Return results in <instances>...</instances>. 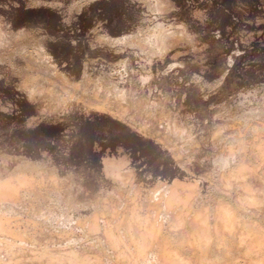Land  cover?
I'll use <instances>...</instances> for the list:
<instances>
[{"label":"rangeland","instance_id":"374dc122","mask_svg":"<svg viewBox=\"0 0 264 264\" xmlns=\"http://www.w3.org/2000/svg\"><path fill=\"white\" fill-rule=\"evenodd\" d=\"M98 103L105 108H97ZM262 142L264 0H0V178L28 171L22 183L11 178L13 184L5 185L9 190L0 186L1 260L17 251L25 261L17 257L21 264H53L46 254L38 256L40 246L47 245L52 251H88L83 254L93 262L80 264H167L171 258L163 246H177L184 256L197 244L189 235L198 210L213 217L230 202L241 213L253 212L239 217L261 227L259 235L264 203H254L261 204L257 211L253 203L241 210L237 195L251 194L247 185L264 192V150L262 158L257 156ZM238 148L246 149L241 151L247 157ZM228 179L235 185L224 186ZM217 181L228 182L215 189ZM175 186L178 196L188 195L177 198H185L180 204L187 201L186 207L177 199L173 203L178 205L168 203ZM213 195L221 200L219 206L211 204L218 199ZM197 206L203 209L195 213ZM172 210L181 211V220ZM182 212L190 218L184 219L187 225ZM215 219L208 218L211 226ZM174 220L183 225L174 228ZM147 227L150 236L159 231L151 238ZM117 230L126 232L120 242ZM170 233L179 236L174 235L176 242ZM180 238L192 242L185 245ZM160 239L174 242L160 241L162 246L156 243ZM141 243L145 248L139 254ZM215 243L211 256L217 253ZM238 244L219 262L259 264L253 258H264L263 244V253L256 247L254 257ZM194 251L185 256L199 264Z\"/></svg>","mask_w":264,"mask_h":264},{"label":"bare ground","instance_id":"6f19581e","mask_svg":"<svg viewBox=\"0 0 264 264\" xmlns=\"http://www.w3.org/2000/svg\"><path fill=\"white\" fill-rule=\"evenodd\" d=\"M44 55H46V54H44ZM34 75H35V74H34ZM32 76H33V74H32ZM36 76H37V73H36L35 77H36ZM33 77H34V76H33ZM37 77H38V76H37ZM32 79H33V78H32ZM35 79H36V78H35ZM95 92H96V90H94L93 93H95ZM93 93H92V94H93ZM98 93H99V92H98ZM98 93H96V94H98ZM98 95H99V94H98ZM98 95H97V96H98ZM97 96H96V97H97ZM92 97H94V95H93ZM94 98H95V97H94ZM99 98H100V97H98L97 99H99ZM92 99H93V98H89L90 101H95V100H96V103H97V99H93V100H92ZM89 100H87V101L89 102ZM98 101H99V100H98ZM105 101H106V100H105ZM100 102L102 103V101H100ZM106 102H107V101H106ZM91 103L94 105V102H91ZM91 103H90V104H91ZM101 103H98V105L95 104V105L97 106V108H99V109H100V108H101V109H102V108H105V107H104V106H105L104 104H103L104 106L100 105ZM215 135H219V134L216 133ZM220 135H221V132H220ZM228 135H229V134H228ZM228 135H227V136H228ZM227 136H225V137L227 138ZM229 136H230V135H229ZM231 136L233 137L234 135H231ZM231 136H230V138H231ZM215 137H216V136H215ZM218 137H219V140H223V139L220 138V136H217V138H218ZM221 137H222V136H221ZM223 137H224V136H223ZM225 137H224V138H225ZM235 137H237V136H235ZM232 139H233V138H232ZM237 139H238V138H237ZM229 140H230V139H229ZM259 140H260V139H259ZM262 140H263V139H261V141H262ZM230 141H233V140H230ZM234 141H237V140H235V138H234ZM243 141H244V140H243ZM246 141H247V140H245V144H247ZM257 141H258V140H257ZM257 141L254 142V143H255V144L257 143V145H259V143H258L259 141H258V142H257ZM261 141H260V142H261ZM250 142H252V141H249L248 143H250ZM254 143H252V144H254ZM263 143H264V142H262V144H263ZM262 144H261V145H262ZM261 145H260V147L258 146L260 149L256 146V147H257V150L259 149V154H260V152H262V151H260L261 149L264 150V148H263L264 146L261 148ZM246 146H247V145H246ZM253 146H254V145H253ZM243 147H245V146H243ZM243 147H242V148H243ZM251 147H252V146H251ZM256 147H254V148H256ZM245 148H246V147H245ZM236 149H237V148H236ZM236 149H234V150L236 151ZM238 149H240V152H243V151L246 150V149L243 150V149H241V148H238ZM247 149H248V148H247ZM252 149H253V147H252L251 149H248V150H252ZM232 150H233V149H232ZM241 150H243V151H241ZM248 150H247V151H248ZM235 151H234V152H235ZM237 151H238V150H237ZM252 152H253V154L255 153V156H256V154L258 153V152L256 153V151H252ZM252 152H251V153H252ZM232 153H233V152H232ZM232 153H231V154H232ZM243 153H245V152H243ZM243 153H241V154H242L241 156H242V159H243V160H242V159H241V160H242V163L244 164L245 162H244ZM247 153H248V152H247ZM237 154L240 155V153H238V152H237ZM245 154H246V153H245ZM245 154H244V156L247 157V154H246V155H245ZM259 154H257V156L260 157L261 154H260V155H259ZM263 154H264V153H263ZM263 154H262V156H263ZM239 155H238V156H239ZM234 156H236V157L238 158V156L236 155V153H235V155H233V157H234ZM248 156H251V155L248 154ZM262 156H261V158H262ZM253 157H254V156H252V158H253ZM234 158H235V157H234ZM239 158H240V157H239ZM239 158H238V159H239ZM255 158H256V157H255ZM255 158L252 159V160H255ZM227 159L230 160V158H227ZM227 159H226V157H224L223 160H226V161H227ZM232 159H233V158H232ZM238 159H237V160H238ZM258 159H259V158H258ZM258 159H257V160H258ZM263 159H264V158L261 159L262 161L259 159V160L261 161V163L263 162ZM234 160H235V159H234ZM248 160H250V159H248ZM257 160H255V161H257ZM232 161H233V160H232ZM227 162H228V161H227ZM239 162H240V163H239ZM237 163L241 164V161L239 160ZM243 164L240 165V166H239L238 164H237V165H238L239 168H240L241 166L243 167ZM259 165H261V164H259ZM261 166H262V165H261ZM24 167H26V166H24ZM250 169H251V168H250ZM252 169H253V168H252ZM252 169H251V170H252ZM263 169H264V168H263ZM257 170H258V169H257ZM257 170H256V171H257ZM37 171H38V170H37ZM253 171H255V170H252V173H255V172H256V171H255V172H253ZM25 172H26V173H22L21 171H18V172L13 173L12 175H10V176H8V177L0 178V186L4 185L3 187H4V189H5V185L8 186V184H9V185L13 184V182H14L15 180H13V181L11 182L10 179H11V178H14V177H15V178L17 177V180H18V181H16L15 183H17V184L20 183V182L22 183V181H20V179H22V178H21V177H23L22 175L27 174L28 171L25 170ZM35 172H36V171H35ZM239 172H240V171H239ZM239 172H237V173H239ZM31 173H32V172H31ZM33 173H34V172H33ZM232 173H233V172H232ZM237 173H234V174H232V175H235V174H237ZM252 173H249V174H252ZM28 174H30V173H28ZM118 174H119V173H118ZM241 174H244V173H241ZM262 174L264 175V173H262ZM31 175H32V174H31ZM31 175H30V176H31ZM119 175H120V174H119ZM230 175H231V174H230ZM30 176H27L28 180H29V177H30ZM240 176H241V178H242V175H239L238 178H239ZM243 176H246V175H243ZM9 177H10V178H9ZM32 177H34V175H32ZM231 177H232V176H231ZM226 178H230V177L228 176V177H226ZM226 178H225V179H226ZM259 178H260V177H259ZM24 179H25V177H24ZM30 179H31V178H30ZM32 179H33V178H32ZM231 179H232V178H231ZM244 179H245V177H244ZM244 179H242V180H244ZM25 180L28 182L27 179H25ZM228 180H229V179H228ZM237 180H238V179H237ZM23 181H24V180H23ZM29 181H30V180H29ZM30 182H31V181H30ZM30 182H29V183H30ZM213 182H214V181H213ZM223 182H225V181H223ZM223 182L221 181L220 184H219L218 181H217L216 183H214V187H215V184H216L217 187H218V184L221 186V185H222L221 183H223ZM226 182H228V181H226ZM226 182H225V183H226ZM230 182H231V181L229 180L228 183H226V184L223 183V184H224V186H225V185L229 184ZM234 182H235V181H234ZM234 182H231V183H233V185H235ZM237 182H239V180H238ZM237 182H236V183H237ZM240 182L242 183V181H240ZM217 183H218V184H217ZM231 183H230V184H231ZM241 183H239V184L237 183V184L240 185ZM27 184H28V183H27ZM243 184H244V183H243ZM24 185H25V184H23V186H24ZM212 185H213V184H212ZM246 185H247V184L245 183V187H246ZM263 185H264V184H263ZM20 186H21V188H22V185H20ZM236 186H237V185H236ZM240 186H241V185H240ZM10 187H11V186H10ZM14 187H16V184H15L11 189L13 190ZM17 187H18V186H17ZM217 187H215V189H216ZM221 187H223V185H222ZM221 187H220V188H221ZM227 187H228V186H226L225 188H227ZM229 187H232V184H231V186H229ZM1 188H2V187H1ZM6 188H7V187H6ZM175 188H176V186H175ZM175 188H174V189H175ZM177 188H178V187H177ZM177 188H176V189H177ZM237 188H239V187H237ZM237 188H236V187H235V188L233 187V189H235V190H236ZM247 188H248V190H246V192L250 190V193H251V194L248 193V195H246L245 197H242V198H240V199H239L240 196L237 195V197H238V201H237V203H238L239 205H241V206H239V207H241V210H242V209H244V210L251 209V208H252L251 206H250L251 208H248V207H249L248 204L251 205V204L253 203L252 205H254V209H255V207H258L259 205H261L260 203H257V206H255V205H256V204H254L255 202H259V201H261L262 204L264 203V192H263V194H258V191H257V190H258V189H257L258 187H256V189H257V190H256V189L250 187V185H249V186L247 185ZM2 189H3V188H2ZM2 189H0V190H2ZM7 189H8V188H7ZM7 189H5V190H7ZM17 189H18V188H17ZM172 189H173V188H172ZM176 189H175L174 191L172 190V191H173L172 194H171V192H169V194H171V196L168 194V195L170 196V198H168V200H167V197H166V200L168 201V203H171V202L173 203V201L175 202V199H177L179 196H181V197L184 196V195L186 196V194H183V195L181 194V195L178 196L177 194H178L180 191L177 193V191H178L179 189H177V190H176ZM221 189H222V188H221ZM233 189H232V190H233ZM243 189L245 190L246 188L243 187ZM8 190H9V189H8ZM14 190H16V189H14ZM19 190H20V189H19ZM219 190H220V189L218 188V191H219ZM226 190H227V189H226ZM232 190H231V188H230V190H228V192H229V191H232ZM17 191H18V190H17ZM17 191H15V192H17ZM213 191H214V190H213ZM216 191H217V190H216ZM216 191H215V192H216ZM218 191H217V192H218ZM221 191H222V190H221ZM223 191H225V190H223ZM262 191H263V190H262ZM3 192H4V190H3ZM3 192H2V193H3ZM5 192H6V191H5ZM9 192H10V191H8L7 194H10L12 191H11L10 193H9ZM225 192H226V191H225ZM246 192H245V194H246ZM208 193H209V192H208ZM226 193H227V192H226ZM230 193H231V192H230ZM260 193H262V192H260ZM179 194H180V193H179ZM200 194H201V193H200ZM200 194H199V195L197 194L196 196H197V197L199 196V198H201L202 195H201V197H200ZM209 194H210V193H209ZM219 194H220V195H221V194H224V196H225V193H220V192H219ZM4 195H5V194H4ZM13 195H14V192H13ZM13 195L11 194V195H9L10 197L8 196L9 198H5V199H12V198L14 197ZM207 195H208V194H206V196H207ZM210 195H212V193H211ZM210 195H209V196H210ZM17 196H18V194H17ZM187 196H188V195H187ZM187 196H186V200H187V198H188ZM190 196H191V195H190ZM213 196H214V198H216V196L218 197V195H216V196L213 195ZM222 196H223V195H222ZM227 196H228V197L230 196V198H231V195H230V194L227 195ZM181 197H180L179 199H177V201H179V200L181 199ZM210 197H211V196H210ZM228 197H227V198H228ZM235 197H236V195L234 196V198H235ZM0 198H1V197H0ZM202 198H203V197H202ZM222 198H224V197H221V199H222ZM5 199H3V200H5ZM182 199L184 200L185 198H182ZM182 199H181V200H182ZM189 199H191V197H189ZM189 199H188V202L190 201ZM194 199H195V198H194ZM207 199H208V198H207ZM210 199H211V198H210ZM224 199H226V196H225ZM224 199L222 200L223 202H224ZM228 199H229V198H228ZM235 199L237 200V198H235ZM166 200H165V201H166ZM181 200H180V202H179V205L182 206V204H180V203H181ZM186 200H185V201H186ZM202 200H203V199H202ZM205 200H206V199H204L203 201H205ZM218 200H219V201H218ZM226 200H227V199H226ZM0 201H2V200L0 199ZM167 201H166V202H167ZM193 201H194V200H193ZM193 201L191 200V203H192ZM197 201H198V200H197ZM207 201H208V200H207ZM212 201H213V199L211 200V202H212ZM220 201H221V200H220L219 197H218V199H217V203H216V199H215L214 203H211V204H213V205L216 204L217 206H219V205L221 204ZM228 201H230V200H228ZM166 202H165V205L169 206L168 204H166ZM182 202H183V201H182ZM186 202H187V201H186ZM186 202H184V204H183L182 207H186V206H185V205H186ZM200 202H202V201L200 200ZM209 202H210V201H209ZM218 202H220L219 205H218ZM226 202H227V201H226ZM0 203H3V202H0ZM172 203H171V204H172ZM177 203H178V202H177ZM191 203H190V205H191ZM194 203H195V202H194ZM194 203H193V204H194ZM203 203H204V202H203ZM206 203H208V202H206ZM237 203H236V201H235L234 204H237ZM174 204H176V203H173V205H174ZM201 204H202V203H201ZM176 205H178V204H176ZM176 205H175V207H176ZM187 205H188L187 207H190V205H189L188 203H187ZM197 205L200 206V203L197 204ZM208 205H210V204H208ZM216 205H215V206H216ZM1 206H3V205H0V207H1ZM171 206H172V205H171ZM171 206H170V207H171ZM191 206H192V205H191ZM199 206H197L198 208H196L195 210H193V211H195V213H196V210H197V209L201 208V207H199ZM247 206H248V207H247ZM263 206H264V205H263ZM165 207H166V206H165ZM175 207H173V208L175 209ZM178 207H179V208H176V212H178V209L180 210V206H178ZM211 207H212V206H211ZM211 207L209 206V209H211ZM234 207H235V208H234ZM234 207L231 205V202H230V203H222L221 206L218 207V208H220L219 213H217V215L213 216V217L216 218V219H215L216 221L214 220V221H215V224H213L214 222L212 223L213 225H215L213 231L211 230V229H213V228H211L213 225H212V226L210 225V222L213 220V217H209L210 214H209V215L206 214L207 211L204 212V213H202L201 210H198V211H200V212L196 213V214H197L196 216H193L194 213L192 214V216H193L194 218L191 219V220H192V227H191V228H192V232L190 231L191 233H190L189 236L192 237V241L194 240V241L197 243V244H194V245H195V246L197 245V246L199 247V251L196 252L197 249L194 251V249H195V248H194V245H192V246H193V248H192L193 250H192L191 248H189V249H191L192 252L194 251V252L197 253V257H198V259H199V262H198L199 264H200V263H201V264H204L205 261H208L209 259H213V256H214V255L211 256V255H212V252H210L209 248H211L212 245L214 246L213 243H215V241H216L215 245H216V249H217L216 252H217V253L215 254L216 256H214L216 259H215V258H214V259H215V261H216V264H219V263H220V262H219V259H221L220 257H222V258H223V257H226V258H227V257H229L230 255H232L233 250H234V248H233L232 246L235 244L236 241L239 242V244H240V245L238 244L239 246L243 245V246H244V250L246 251V253H247V254L249 253L250 255H253L252 252H254V251L256 250V247H258L257 249H260L261 251H262V248H264V246H263L262 248H259V246H262V244L264 245V234H262V233L264 232V230L262 231L261 234L259 233V235H257V234H258L257 232H258L260 229L262 230V228L260 227V225L257 226V227H260V228L256 229V228H255V227H256L255 224H253V222L251 223V220H250V221H249V220H242V219L240 220V217H239V216H240L241 211H240V212L237 211V209H239V208L236 207V205H235ZM245 207H247V209H246ZM1 208H2V207H1ZM167 208H168V207H167ZM173 208L171 207L170 209H173ZM190 208H191V207H190ZM192 208H193V207H192ZM213 208H214V207H212V210H213ZM236 208H237V209H236ZM260 208H261V207H258V209H260ZM170 209H168V210H170ZM183 209H184V208H183ZM183 209H182V210H183ZM188 209H189V208H188ZM188 209H186V211H187ZM201 209H203V206H202ZM207 209H208V206H207ZM216 209H217V208H215V209L213 210V212H215ZM254 209H253V211H254ZM258 209H255V210L257 211ZM191 210H192V209H191ZM191 210H189V211L191 212ZM204 210H206L205 207H204ZM204 210H202V211H204ZM212 210H211V211H212ZM262 210H263V209H262ZM262 210H261V212L264 211V210H263V211H262ZM208 211H209V210H208ZM256 211H254V212H256ZM167 212H168V211H166V213H167ZM170 212H171V211H170ZM173 212H174V211L172 210V213H173ZM176 212L173 213V214L176 215V214H177ZM183 212H184V211H183ZM183 212H182V214H183ZM209 212H210V211H209ZM209 212H207V213H209ZM216 212H218V211L216 210ZM216 212H215V214H216ZM243 212H244V213H241V214H245L244 216H246V213H247V212H246V213H245V211H243ZM180 213H181V211L179 212V214H180ZM187 213H188V212H187ZM248 213H249V212H248ZM248 213H247V215H248ZM250 213H253V212H250ZM250 213H249V214H250ZM257 213H258V212H257ZM263 213H264V212H263ZM179 214H177V215L179 216ZM190 214H191V213H190ZM211 214H212V213H211ZM255 214H256V213H255ZM259 214H260V213H259ZM180 215H181V214H180ZM185 215H186V212L183 214V220H184V219H187V220L190 219L189 217H188V218H184ZM187 215H189V214H187ZM213 215H214V213H213ZM257 215H258V214H257ZM192 216H191V218H192ZM242 216H243V215H242ZM250 216H251V215H250ZM250 216H249V217H250ZM261 216L263 217V214H262ZM145 217H146V216H145ZM145 217H144V219H145ZM148 217L150 218V216H148ZM181 217H182V216H181ZM186 217H187V216H186ZM251 217H252V216H251ZM149 218H147V220H148ZM208 218H209V220H210V218H212V220L209 221ZM238 218H239V219H238ZM242 218H243V217H242ZM244 218H245V217H244ZM244 218H243V219H244ZM257 218H258V217H257ZM259 218H260V217H259ZM259 218H258V219H259ZM172 219H173V218H172ZM175 219H176V218H175ZM178 219L181 220V219H180V216H179ZM245 219H249L248 216H247V218H245ZM250 219H251V218H250ZM254 219L256 220V218H254ZM254 219H253V221H255ZM258 219H257V220H258ZM261 219H262V218H261ZM183 220H182V221H183ZM149 221H150V220H149ZM182 221H181V222H182ZM188 221H189V220H188ZM248 221H249V222H248ZM259 221H260V220H258V222H259ZM144 222H145V221H144ZM178 222H180V221H177V223H176V221L174 220L175 227L173 226L174 224H173L172 226H173L174 228H176V227H177L176 225L178 224ZM181 222H180V224H182ZM258 222H256V223L259 224L260 222H259V223H258ZM261 222H262V221H261ZM148 223H149V222H148ZM150 223H151V222H150ZM172 223H173V222H172ZM183 223H185V220L183 221ZM186 223H189V222L186 221ZM186 223H185V224H186ZM254 223H255V222H254ZM146 224H147V222H146ZM146 224H145V225H146ZM185 224H184V225H185ZM260 224H261V223H260ZM178 225H179V224H178ZM182 225H183V224H182ZM182 225H181V227H182ZM186 225H187V224H186ZM190 225H191V224H190ZM261 225H263V224H261ZM148 226L151 227V225H148ZM153 226H154V225H153ZM172 226H169V227H172ZM254 226H255V227H254ZM1 227H2V226H1ZM1 227H0V228H1ZM158 227H159V226H158ZM169 227H168V228H169ZM173 227H172V228H173ZM263 227H264V225H263ZM147 228H149V227H147ZM147 228H145V229H147ZM153 228H155V226L152 227V229H153ZM160 228H161V227H160ZM183 228L185 229L184 226L182 227V229H183ZM111 229H112V228H110V230H111ZM150 229H151V228H149V229L147 230V231H148L147 234L145 233L147 236H150L149 234L152 233V231H149ZM161 229H162V228H161ZM161 229H160V230H161ZM178 229H179V227H178ZM187 229H188V228H187ZM187 229H186V230H187ZM254 229L257 230V231H255L256 234H254V232H253ZM0 230H2V228H1ZM112 230H114V229H112ZM112 230H111V231H112ZM157 230L159 231V228H158ZM169 230H170V229H168V232H169ZM171 230H174V229H171ZM171 230H170V231H171ZM180 230H181V228H180ZM180 230H179V231H180ZM188 230H189V229H188ZM117 231H118V230H117ZM121 231H122V230H121ZM121 231H118V233H120ZM141 231H142V230H141ZM143 231H144V230H143ZM143 231H142V232H143ZM154 231H155V232H158V231H156V230H154ZM175 231H178V230H175ZM114 232H115V231H113L112 233H114ZM122 232H123V231H122ZM145 232H146V230H145ZM155 232H153V235L150 236L151 238L154 236ZM165 232H167V231H165ZM168 232H167L166 234H168ZM171 232H174V231H171ZM112 233H111V235H113ZM118 233H117V234H118ZM148 233H149V234H148ZM178 233H179V232H178ZM180 233H182V232H180ZM184 233L186 234L185 231L181 234V236H183V238H184L185 236H187V235H183ZM115 234H116V232H115ZM121 234H123V233H120V235H121ZM133 234H134V233H133ZM140 234H141V233H140ZM156 234H157V233H156ZM156 234H155V235H156ZM163 234H164V233H163ZM166 234H164V235L161 234V235H162V236H165ZM170 234H171L173 237H175V236L177 235L176 233H174V234H173V233H170ZM188 234H189V233H188ZM191 234H192V235H191ZM252 234H254L255 237H254V235H253V237H252V236H251ZM124 235H125V236H124ZM142 235H143V234H142ZM159 235H160V234H159ZM159 235H157V236H158L157 238H159ZM161 235H160V236H161ZM174 235H175V236H174ZM116 236H117V235H116ZM123 236H124V238L126 237V232H124ZM123 236H122V235L119 236L120 239H121V237L123 238ZM167 236H168V235H166V236L164 237V239H165ZM172 236L170 237V239L172 238ZM181 236H180V237H181ZM256 236H258V239L255 240L254 238H256ZM107 237H108V239L111 238V237H109V235H108ZM131 237H132V236H131ZM141 237H142V236H140V238H141ZM176 237H179V236L177 235ZM176 237L173 238L174 241H175ZM250 237H251V238H250ZM116 238H117V237H116ZM116 238L114 239V235H113V240H112V238L109 239V241L111 240L110 243H112V241L114 242V240L116 241ZM145 238H146V236L143 237V239H145ZM157 238H156L155 240H157ZM162 238H163V237H162ZM183 238H180L181 241H183V240H182ZM252 238L254 239L255 242H253V241L250 242V240H251ZM108 239H107V243L109 242ZM167 239L169 240V236H168ZM167 239H166V240H167ZM173 239H172V240H173ZM178 239H179V238H178ZM233 239L235 240L234 244L232 243V242L234 241ZM99 240H100V239H99ZM101 240H102V239H101ZM101 240H100V241H101ZM105 240H106V239H105ZM117 240H119V239H117ZM123 240H125V239H123ZM166 240H165V241H166ZM168 240L166 241V242H167V243H166L167 245H168L169 242H171V241H168ZM185 240H186V237H185ZM185 240L183 241V243L186 242ZM189 240H190V239L188 238V239H187V242L185 243V245H187V243H188ZM214 240H215V241H214ZM232 240H233V241H232ZM103 241H104V239H103L100 243L103 244ZM120 241H122V239L119 240V241H116V242H120ZM160 241L162 242V241H164V240H161V239H160V240L157 241L156 243L158 244V242H159V245H162V246H163L164 243L161 244ZM165 241H164V242H165ZM174 241H172V242H174ZM178 241H180V240H178ZM178 241H177L176 244H178V243H179V245L182 244V242L180 243V242H178ZM192 241H189L190 243H188V244H191ZM194 241H193V242H194ZM213 241H214V242H213ZM92 242H93V241H92ZM172 242L170 243V245L173 244ZM175 242H176V241H175ZM230 242H231V243H230ZM94 243H96V242H94ZM94 243H92V244H94ZM97 243H99V241H97ZM122 243H123V242H122ZM10 244H12V243H10ZM108 244H109V243H108ZM112 244H113V243H112ZM112 244H111V245H112ZM118 244H120V243H118ZM139 244H140V243H139ZM142 244H143V243H141V246L139 245L140 248L138 247V250H139L138 253H139V254H141L140 252H141V251H144V248H145L144 245H142ZM192 244H193V243H192ZM232 244H233V245H232ZM97 245H99V244H96V245H94V246H97ZM104 245H105V244H103V248H104ZM109 245H110V244H109ZM109 245H107V248L105 247V250H104V249L102 250V248H101V250H100V248H99V249L97 248V250H100V252L102 251V253H103V251H106V249H109V248H108ZM159 245H158V246H159ZM174 245H175V244H174ZM179 245H178V248H179ZM236 245H237V244H236ZM42 246H43V245H42ZM92 246H93V245H92ZM94 246H93V247H94ZM113 246H115V243L113 244ZM116 246H117V245H116ZM168 246H169V245H168ZM182 246H183V244H182ZM182 246H180L181 249H182ZM189 246L191 247V245H189ZM15 247H16V246H15ZM97 247H98V246H97ZM100 247H102V246L100 245ZM155 247H156V246H155ZM165 247H166V246H165ZM171 247H172V246H171ZM176 247H177V246H175V249H173V247H172V249H170V247H169L170 250H167L166 248H164V246L162 247L163 249L166 250V251H165V250H163V251H165L166 254L171 258V259H170L167 255L165 256V253L163 254L164 256L161 255V253H160L161 256L166 257V258H169V259L171 260V261H169V259H168L169 262H167V264H168V263H169V264H193V262L191 261L192 259L190 260V258H191V257H189L190 255H188L189 258L185 256L187 253L191 254V253H190L191 251L189 250L187 253H185V251H184V254H185V255L183 256V254H182L183 251L181 250L180 252H182V253H180V252H179L180 249L177 250ZM187 247H188V246H187ZM187 247H186V248H187ZM214 247H215V246H214ZM214 247H213V249H214ZM234 247H235V245H234ZM40 248L43 249V250L39 249V250L42 251V252H41V254L39 255V252H40V251H39V252H38V256H41L42 254H43V255L46 254L45 256H48V258H51V259H48V260H50V262L53 263V264H55V263H56V264H77V263L80 264V262H82V260H84V259H85L86 261L88 260L89 263H90V261L93 262V258H92V260H91V258H88L89 256H87V254H88L87 252H88V251L85 252L84 250H83V251L81 250L82 253H80L79 250H76V249L73 248V247H72L73 249H71L70 247H68V248H70V250L67 249V248H65V249H67V250H65V249H64V250H59V249H58V251H52L51 248H49L47 245H46L45 247L43 246V248L40 246ZM94 248H95V247H94ZM167 248H168V247H167ZM183 248H184V247H183ZM196 248H197V247H196ZM11 249H12V248H11ZM49 249H50V250H49ZM95 249H96V248H95ZM153 249L156 251V250L161 249V247H160V248L158 247V249H157V248H156V249L153 248ZM153 249H152V250H153ZM187 249H188V248H187ZM232 249H233V250H232ZM238 249L241 250L240 248H238ZM6 250H8V248H7ZM15 250H17V249L15 248ZM54 250H56V249H54ZM97 250H96V252H97ZM152 250H151V251H152ZM184 250H185V249H184ZM235 250H236V249H235ZM11 251H12V250L7 251V252L10 253ZM112 251H113V250H112ZM155 251H154V252H155ZM160 251L162 252V250H160ZM160 251H159V252H160ZM212 251H213V250H212ZM214 251H215V249H214ZM242 251H243V250H242ZM83 252H85V253H87V254L85 255V253L83 254ZM96 252H95V253H96ZM100 252H98V253H100ZM108 252H109V251H108ZM116 252H117V250H116ZM121 252H122V251H121ZM121 252H120V254H121ZM156 252H158V251H156ZM234 252H235V251H234ZM237 252H238V250H237ZM237 252H236V253H237ZM255 252H257V251H255ZM259 252H260V251H259ZM8 253H7V255H8ZM14 253H15V251L12 252V254L10 253V255H13ZM102 253H101V254H102ZM114 253H115V252H114ZM118 253H119V252H118ZM122 253H123V252H122ZM152 253H153V252H152ZM244 253H245V252H244ZM262 253H263V251H262ZM16 254H18L17 251H16V253H15V256H16ZM34 254H36V252H35ZM34 254H33V257H35ZM47 254H48V255H47ZM81 254L85 255L86 257L83 256V255H81ZM93 254H94V252H93ZM93 254H92V255H93ZM107 254H109V253H107ZM111 254H112V252H111ZM111 254H110V255H111ZM155 254H156V253H155ZM193 254H194V253H193ZM234 254H235V253H234ZM247 254H246V256H247ZM254 254H255V253H254ZM260 254H261V253H260ZM10 255H9V257H10ZM31 255H32V254H31ZM43 255H42V256H43ZM89 255H90V254H89ZM104 255H105V253H104ZM114 255H115V254H114ZM116 255H118V254H116ZM116 255H115V256H116ZM153 255H154V254H153ZM158 255H159V253H158ZM160 255H159V256H160ZM191 255H192V254H191ZM257 255H258V254H257ZM263 255H264V254H262V256H263ZM15 256H12L11 259L9 258L10 260L7 259L8 257L4 258V260L7 259V260H6V261H8L7 263H6L4 260H1V259H0V264H21V262H19V261H21V260H19V258L17 259V257H20L21 255H20V256L17 255L16 257H15ZM36 256H37V255H36ZM38 256H37V257H38ZM42 256H41V257H42ZM45 256H44V257H45ZM82 256L85 257V258H82ZM90 256H91V255H90ZM98 256H99V254H98ZM98 256H96V254H95L94 257H97V259L100 260V258H98ZM102 256H103V254H102ZM105 256H106V255H105ZM108 256H109V255H108ZM154 256H156V255H154ZM254 256H255V255H253V257H254ZM29 257H30V258H28V259H32L31 256H29ZM100 257H101V256H100ZM110 257H111V256H110ZM194 257H195V256H194ZM249 257L252 258V256H249ZM20 258L22 259V256H21ZM42 258H43V257H42ZM86 258H88V259H86ZM101 258H102V257H101ZM103 258H104V256H103ZM107 258H108V257L106 256V259H107ZM166 258H163V260L166 259ZM192 258H193V257H192ZM251 258H250V260H252ZM34 259H36V261H37V258H36V257H35ZM34 259H33V260H34ZM40 259H41V258H40ZM40 259H39V257H38V260H40ZM195 259H196V258H195ZM195 259H194L193 261H196ZM214 259H213V260H214ZM224 259H225V258H224ZM253 259H254L253 261H255V260L258 261L257 263H259V264H260L261 262H264V261H263L264 258H261V257H259V256H258V257L256 256V257H254ZM41 260H42V259H41ZM46 260H47V259H46ZM48 260H47V261H48ZM89 260H90V261H89ZM227 260H228V259H227ZM227 260L225 259L226 262H227ZM3 261H4V262H3ZM13 261H14V262H13ZM22 261H24V260L22 259ZM29 261H30V260H29ZM29 261L26 262V264L29 263ZM31 261H32V260H31ZM86 261L83 262V263H87V264H89V263L86 262ZM165 261H166V260H164V262H165ZM215 261H212V262H211V261L209 260V262H210L211 264H214L213 262H215ZM223 261H224V260L222 259V261H221L220 264H222ZM24 262H25V261H24ZM39 262H40V263H39ZM39 262H38V264H42L41 261H39ZM44 262H45V261H44ZM145 262H146V260L144 261V263H145ZM164 262H163V263H164ZM22 263H23V262H22ZM30 263H32V262H30ZM36 263H37V262H36ZM48 263H49V261H48ZM142 263H143V262H142ZM146 263L148 264V262H146ZM196 263H197V262H196ZM206 263L208 264V262H206ZM224 263H225V262H224ZM255 263H256V262H255ZM32 264H33V263H32ZM49 264H50V263H49ZM91 264H92V263H91ZM194 264H195V263H194ZM227 264H228V263H227ZM252 264H254V263H252Z\"/></svg>","mask_w":264,"mask_h":264}]
</instances>
